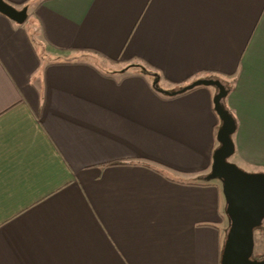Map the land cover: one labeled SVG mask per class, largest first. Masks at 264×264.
<instances>
[{
  "label": "crops",
  "instance_id": "obj_1",
  "mask_svg": "<svg viewBox=\"0 0 264 264\" xmlns=\"http://www.w3.org/2000/svg\"><path fill=\"white\" fill-rule=\"evenodd\" d=\"M6 1L0 264H221L217 89L154 79L233 83L236 163L264 172V0Z\"/></svg>",
  "mask_w": 264,
  "mask_h": 264
},
{
  "label": "water",
  "instance_id": "obj_2",
  "mask_svg": "<svg viewBox=\"0 0 264 264\" xmlns=\"http://www.w3.org/2000/svg\"><path fill=\"white\" fill-rule=\"evenodd\" d=\"M0 13L17 23L28 18V7L18 8L6 0H0ZM156 89L175 96L198 86H213L217 89L213 102L221 120L217 132L219 146L213 153L210 172L203 176L206 181L221 180L226 199V212L230 226L222 251L221 264H264V259H253L255 250V228L264 223V172H248L229 159L236 152L233 135L238 123L234 115L225 107L223 101L228 96L224 81L213 78H201L177 91Z\"/></svg>",
  "mask_w": 264,
  "mask_h": 264
},
{
  "label": "trees",
  "instance_id": "obj_3",
  "mask_svg": "<svg viewBox=\"0 0 264 264\" xmlns=\"http://www.w3.org/2000/svg\"><path fill=\"white\" fill-rule=\"evenodd\" d=\"M224 84L226 85V87H227V89H228V91H229V93H228V95L230 94V92L232 91V89H233V83H230L229 81H224ZM193 90V89H192ZM189 91H191V90H189ZM189 91H187V92H189ZM228 97V96H227ZM227 97L224 99V101H223V103H224V105H225V107L234 115V113H233V111L229 108V106L227 105ZM234 117H235V115H234ZM236 118V117H235ZM237 120V119H236ZM220 125H221V120H219V124L217 125V128H216V132H218V129H219V127H220ZM128 162H121V161H119V162H113V163H110L111 165H115V164H127ZM154 168V167H153ZM154 169H156V170H158L159 171V169H158V167H155ZM229 226H230V222H229ZM229 226L227 227V231H228V229H229ZM227 231H226V234H227ZM258 232H261V233H263L264 234V223L261 225V226H259V227H257V228H255V244H256V235H257V233ZM226 240V239H225ZM253 259H256V260H261V259H264V251L263 252H261V253H254L253 254Z\"/></svg>",
  "mask_w": 264,
  "mask_h": 264
},
{
  "label": "rangeland",
  "instance_id": "obj_4",
  "mask_svg": "<svg viewBox=\"0 0 264 264\" xmlns=\"http://www.w3.org/2000/svg\"><path fill=\"white\" fill-rule=\"evenodd\" d=\"M156 80H157V79H154V82H155ZM189 84H190V83H189ZM187 85H188V84H187ZM162 86H164V84L158 82V87H159L160 89L165 90V91L173 92V91H177V90L183 88V87L186 86V85H184V86H182V87H180L179 89H176V90H168V89H164ZM229 160H230L231 162L236 163V161H237V155L234 154L233 156L230 157ZM236 164H237V163H236ZM239 166H240L241 168H243L244 170L248 171V172H254V171H249V169H251V168H249V167H242L241 165H239ZM247 168H249V169H247ZM216 181H218L219 184H220L221 186H223V183H222L221 180H216ZM256 240H257V241H256V244H255V250H254V253H261V252L264 251V234L261 233V232H258L257 235H256Z\"/></svg>",
  "mask_w": 264,
  "mask_h": 264
}]
</instances>
